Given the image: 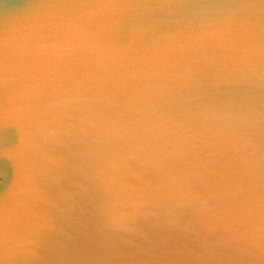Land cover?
Segmentation results:
<instances>
[{
  "label": "water",
  "instance_id": "water-1",
  "mask_svg": "<svg viewBox=\"0 0 264 264\" xmlns=\"http://www.w3.org/2000/svg\"><path fill=\"white\" fill-rule=\"evenodd\" d=\"M0 264H264V0H0Z\"/></svg>",
  "mask_w": 264,
  "mask_h": 264
},
{
  "label": "bare ground",
  "instance_id": "bare-ground-1",
  "mask_svg": "<svg viewBox=\"0 0 264 264\" xmlns=\"http://www.w3.org/2000/svg\"><path fill=\"white\" fill-rule=\"evenodd\" d=\"M167 46V45H166ZM180 46H184V45H180ZM161 48H162V46H161ZM160 47H156V49H157V52L156 53H151V54H153V55H155V56H158V58H159V56H161L162 55V53H166V51H168V50H163L162 51V49H161ZM175 48H179V45L178 46H175ZM174 48V49H175ZM155 59V58H154ZM169 60H172L173 61V57H170V58H168ZM169 64H173V63H171V62H169ZM203 71H205V73H207L206 71H207V69L206 70H203ZM184 78L185 77V75L183 74V73H181V75H180V78ZM211 123H215V121L214 120H212L211 121ZM210 123V124H211ZM101 160V159H100ZM128 230H130V227H129V225H128V228H127V231ZM125 236H126V234H125ZM130 235L127 233V237H129ZM75 240V239H74ZM77 242H79L80 240L78 239V240H76ZM230 246V245H229ZM233 254L235 255V253L233 252Z\"/></svg>",
  "mask_w": 264,
  "mask_h": 264
}]
</instances>
